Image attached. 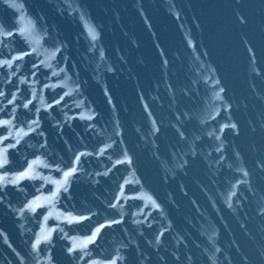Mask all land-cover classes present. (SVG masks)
<instances>
[{
    "label": "water",
    "instance_id": "1",
    "mask_svg": "<svg viewBox=\"0 0 264 264\" xmlns=\"http://www.w3.org/2000/svg\"><path fill=\"white\" fill-rule=\"evenodd\" d=\"M0 93V264H264V0H0Z\"/></svg>",
    "mask_w": 264,
    "mask_h": 264
},
{
    "label": "snow or ice",
    "instance_id": "2",
    "mask_svg": "<svg viewBox=\"0 0 264 264\" xmlns=\"http://www.w3.org/2000/svg\"><path fill=\"white\" fill-rule=\"evenodd\" d=\"M3 63H8V62L7 61H4ZM0 94H2V93H0ZM25 107H27V105H25ZM0 123L7 125V124H10V121H0ZM4 139H7V137H4ZM5 163H7L6 159L5 160H0V167H2ZM29 167H31V165ZM72 171H75V169H72ZM70 174L71 173H65V176L67 177ZM25 175H28V173L25 172V173H22L21 174L22 177L25 176ZM4 179H5L4 177H0V182H3ZM13 183H15V181H13ZM29 207H32V206L29 205ZM80 219H84V218L81 217ZM113 264H115V262H113Z\"/></svg>",
    "mask_w": 264,
    "mask_h": 264
}]
</instances>
